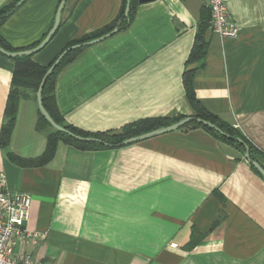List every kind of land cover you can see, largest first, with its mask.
Masks as SVG:
<instances>
[{
	"label": "crops",
	"instance_id": "obj_1",
	"mask_svg": "<svg viewBox=\"0 0 264 264\" xmlns=\"http://www.w3.org/2000/svg\"><path fill=\"white\" fill-rule=\"evenodd\" d=\"M16 1L0 0V9ZM61 1L15 5L1 38L20 50L37 46ZM131 1L127 26L79 47L58 69L53 94L64 122L117 132L143 118L192 115L184 74L195 69L201 105L240 130L264 165V0H226L238 35L209 30L206 56L192 64L208 1ZM124 3L67 0L59 29L33 59L49 66L71 42L113 23ZM14 67L0 52V132L11 120ZM10 107L15 121L8 145L0 142V187L31 195L27 226L42 234L19 252L48 264H264V177L234 145L203 129L95 150L59 140L51 159L24 166L11 154L42 156L51 129H37L32 89H19Z\"/></svg>",
	"mask_w": 264,
	"mask_h": 264
},
{
	"label": "trees",
	"instance_id": "obj_2",
	"mask_svg": "<svg viewBox=\"0 0 264 264\" xmlns=\"http://www.w3.org/2000/svg\"><path fill=\"white\" fill-rule=\"evenodd\" d=\"M17 1L14 4H11L5 8L0 9V25L6 19V17L11 13V11L14 9ZM126 4H127V0H125L124 6L121 10V14L119 15V17L113 23L109 24L104 30L97 32L94 37H97V36L100 37L112 31L114 28H123L128 25V23L132 20L134 16L135 5H133L131 1V9H130L129 17L125 18L124 13L126 9ZM202 14H203V18L199 23L197 38H196L194 47L192 49L191 55L188 60L189 64H192L196 61L198 62L201 60L203 61L207 53L208 41L206 39V34L209 32V30H212L211 23H210L211 14L210 16H208L204 11ZM94 37H86L82 40L71 42L67 46V48L69 46L88 41L89 39H92ZM0 45L3 46L7 50H11V51L20 50V49L12 48L9 45H7L4 42V40L1 38V36H0ZM80 49L81 48H78V49L76 48V49L69 51L65 55V57L62 59V61L60 62V65L57 67V69L48 79L44 87V90H43L44 105L46 109L48 110V112L53 117V119L60 125L64 126L65 128L69 129L70 131L78 135L93 136V137L100 138L104 141V144L80 142L72 138L68 134L55 129L40 113V119L37 124V129L39 130L46 129V128L51 129L48 135L47 148L42 156L35 158V159H25L18 155L11 154V158L18 164L24 165V166L43 164L44 162H46L47 160L51 159L54 156L55 151H56L57 142L59 140H63L71 145H74L76 147L83 148V149L95 150V149H106V148H112V147H119V146L125 145L123 144V142L129 137L136 136V135H139L145 132L152 131L162 126L169 125L186 116V115H178V116H173V117L163 116V117L143 118L135 122H132L130 124H127L120 131H117V132L104 131V132L93 133V132H87L77 127H74L72 125L66 124L64 122L63 117L60 115L59 111L57 110V107L54 102V94H53L54 78H55V75L58 69L62 67L65 63L73 59V57L78 53ZM13 59L15 60V67L13 71L12 89L9 94V101H8V106H7V111L11 115V120H9V122L4 124L1 128L0 142L3 146L8 145L11 134H12V130L14 127V121H15L14 117L15 116H14V112L11 111L12 108L10 107V104H13L17 100V97L19 95V89L21 88L32 89L33 91L37 92L39 85L41 83V80L49 68V66H43L40 63L36 62L33 59V55L19 56ZM194 72H195V69H190L184 74V84H185V89H186L187 100L189 101L191 107L193 108V112H194L192 115H195V116H198V117H201L203 119H207L213 122L214 124L219 126L223 131L231 135V138L221 133H218L213 128L204 126L195 121L187 123L180 129H185V130L203 129L209 132L210 134H212L213 136L217 137L218 139L234 145L241 151L242 154H245L246 146H248L250 149L251 158L253 160L258 161L262 165V159H261V156H259L260 153L256 150L253 144L243 135V133L240 130H238L237 128L229 124L228 122L222 120L219 116L209 112L207 109H205L201 105L200 101L198 100L196 96L194 86H193ZM236 138H241L244 142H241L237 140ZM262 166L264 167V165ZM254 169L256 172H258L256 168Z\"/></svg>",
	"mask_w": 264,
	"mask_h": 264
},
{
	"label": "built area",
	"instance_id": "obj_3",
	"mask_svg": "<svg viewBox=\"0 0 264 264\" xmlns=\"http://www.w3.org/2000/svg\"><path fill=\"white\" fill-rule=\"evenodd\" d=\"M211 10L212 31L223 38H233L239 27L228 10L226 0H207ZM31 195L11 192L0 187V264H48L34 260L28 251L18 247L35 246L42 238L41 232L27 226L30 214Z\"/></svg>",
	"mask_w": 264,
	"mask_h": 264
},
{
	"label": "water",
	"instance_id": "obj_4",
	"mask_svg": "<svg viewBox=\"0 0 264 264\" xmlns=\"http://www.w3.org/2000/svg\"><path fill=\"white\" fill-rule=\"evenodd\" d=\"M23 1L24 0H19L16 4L15 8L19 7L23 3ZM66 1L67 0L61 1L60 5L58 7V10H57V13L55 16V20H54V23H53L51 30L48 32L46 37L37 46L31 47L28 49H23V50L11 51V50L5 49L3 46L0 45V52L3 53L4 55L8 56V57L15 58V57H19V56H31V55L38 53L42 49H44L45 46L51 41L52 37L56 34L57 30L59 29V26L61 24V15H62V11H63V8L65 6ZM138 1L140 3H146V2L153 1V0H138ZM130 9H131V0H127V5H126V9H125V14H124L125 18L129 17ZM117 30H118V28H114L111 32H108V33H106V34H104L98 38H94V39L86 41V42H82L79 44L69 46L68 48L63 50V52L54 60V62H52L49 65V68L46 71L44 77L42 78L41 83L39 85V88L36 92L38 109H39L41 115L55 129L68 134L69 136H71L72 138H74L80 142L104 144V141L100 138L93 137V136H82V135L75 134L72 131H70L69 129H67L64 126L57 123L53 119V117L51 116V114L48 112V110L46 109V107L44 105L43 90H44V87H45L48 79L51 77V75L54 73V71L60 65V62L62 61V59L65 57V55L69 51L76 49V48H79V47H83V46H87V45H91V44H94L96 42H99V41L109 37L112 33L116 32ZM194 121L198 122L204 126H208L210 128H213L218 133H221V134L231 138V135H229L227 132L223 131L219 126H217L213 122H211L207 119H203L201 117L195 116V115H186L185 117L181 118L180 120H178L174 123H171L169 125L162 126V127L157 128V129H154L152 131L145 132V133H142V134H139L136 136L129 137L126 140H124L123 144L136 143L139 141L150 139V138L158 136V135H162V134H165V133H168L171 131H175V130L180 129L181 127H183L187 123L194 122ZM236 139L241 141V142H244L241 138H236ZM244 156L246 159L249 160V162L252 163V165L257 169V171L264 177V167L258 161L253 160L251 158L250 149L248 146H246V151H245Z\"/></svg>",
	"mask_w": 264,
	"mask_h": 264
}]
</instances>
